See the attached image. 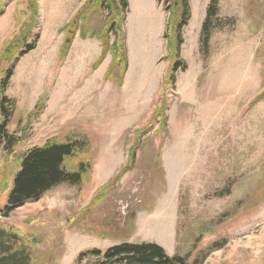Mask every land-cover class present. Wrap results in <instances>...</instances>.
I'll list each match as a JSON object with an SVG mask.
<instances>
[{"label":"rangeland","instance_id":"obj_1","mask_svg":"<svg viewBox=\"0 0 264 264\" xmlns=\"http://www.w3.org/2000/svg\"><path fill=\"white\" fill-rule=\"evenodd\" d=\"M119 3L1 2L0 56L21 36L1 70L11 68L23 42L36 47L19 59L6 90L13 101L7 128L19 143L0 149V248L9 246L8 254H21L25 264H78L82 253L123 242L158 244L190 264H264V0H219L206 47L211 0H190L183 45L177 50L176 32L172 60L187 69L172 73L166 91L164 13L156 0H128L123 19L122 9L113 15L110 8ZM16 10L26 13L21 27ZM114 21L126 62L107 80L114 55L95 70L102 53L92 34H108L115 44ZM161 100L164 117L150 123ZM137 129L132 167L115 181ZM76 137L83 149L66 165L91 169L83 184H61L5 217L20 156Z\"/></svg>","mask_w":264,"mask_h":264},{"label":"trees","instance_id":"obj_2","mask_svg":"<svg viewBox=\"0 0 264 264\" xmlns=\"http://www.w3.org/2000/svg\"><path fill=\"white\" fill-rule=\"evenodd\" d=\"M1 2L2 0H0V17L4 13V6H2ZM158 2L170 15L164 36V38L167 40L168 53L165 57H163V59H167L171 62L170 71L166 76L164 82V90H167L170 86V81L175 80V76L172 73H176L180 69H182L183 71L187 69V66L184 62H172V60H174V38L176 32V39L178 40L177 50H180L181 46L183 45L181 31L188 25L190 20V0H158ZM119 4V6L112 5L110 6V8L113 10V15L116 13V8L122 9L124 19L126 18L127 11L129 9L128 0H120ZM218 6L219 0H211L207 12V18L202 30L203 47H206L208 45L210 37L212 35L213 19H217L219 13ZM177 9L180 10L181 14V19L178 24L174 20L175 11ZM25 15L26 13H24L23 11H15L17 26L21 27L25 25V23L23 24V22L25 21L22 20ZM74 22L76 21L65 25L60 29V31L66 32L68 30L67 28ZM112 31L116 36V43L113 45H110L108 34H92L93 37L97 38L101 42L102 46V54L93 66L95 70L98 68L107 54L112 53L114 55V60L105 77L107 80L113 78V70H115V68L120 69V66L125 65L126 62L125 50L123 45L124 38L121 37V24L114 21L110 26V32ZM20 37L21 36L16 37L15 40L7 42V44H9L6 47V50L0 56V70L2 62L6 59H10L9 57L6 58V56L8 55L4 57L5 52L10 50V48H12V45L20 40ZM23 44L24 45L21 46L23 47V50L20 53V56L17 57V60L15 59V61L11 64V68L6 69L5 71L1 70L0 149L4 145H8V148H14L19 143V140H17L16 137L9 134L7 128L13 116V101L8 96H6V90L14 75L16 64L18 63L19 59L33 51L36 47L35 44H26L24 42ZM177 54L179 55L178 51ZM64 56L65 51L61 49V59H63ZM120 85H123L122 80L120 81ZM44 98L45 95L40 98L35 106L34 112L40 111L39 109L43 106ZM164 102L165 101L161 100V102L159 103L161 106H156L151 118L149 119L150 123H152V121H156L160 117H164ZM161 103H163L164 106H162ZM139 132L140 129L134 131V136L136 139L133 143V147L131 148V152L128 157V163L115 177V181L119 180L122 175L132 167L131 164L133 162L134 150L136 148V145L138 144ZM83 145L84 140L79 137L70 138L65 143H57L52 140L44 146L35 147L30 151L22 154L19 158L20 169L14 176L13 187L9 194L7 205L3 210L4 216L8 217L10 213L24 207L29 202L39 201L47 192L61 184L67 183L71 185H82L84 175L91 169H88V166L82 163L77 172H72L68 169L66 162L68 159L74 157L77 151L83 149ZM89 164L92 168L93 163L90 162ZM3 246V248H0L2 249V251H0V264L23 263L20 258L21 254H8L12 248L5 245ZM89 256H92L94 257V259H96V264H190L187 262V258L181 256H169L163 247L154 243L136 244L123 242L121 244L110 247L105 252H102L100 250H91L89 252L82 253L79 256L78 264H81L82 261H84V259H87V257Z\"/></svg>","mask_w":264,"mask_h":264},{"label":"crops","instance_id":"obj_3","mask_svg":"<svg viewBox=\"0 0 264 264\" xmlns=\"http://www.w3.org/2000/svg\"><path fill=\"white\" fill-rule=\"evenodd\" d=\"M156 2H157L156 5H157V8L159 9V11L164 13V22H165V24H164L163 32H162V36L164 37L165 36V32H166V28H167V25H168L169 17H168V14H166V12L164 11V9L159 5L158 0H156ZM58 32H60V31L58 30ZM165 46L167 48V40L166 39H165ZM61 49H62V46H61ZM98 51L102 53V46H101V42L100 41H98Z\"/></svg>","mask_w":264,"mask_h":264}]
</instances>
